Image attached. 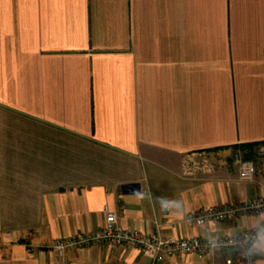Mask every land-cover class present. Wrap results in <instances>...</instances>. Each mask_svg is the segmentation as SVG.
<instances>
[{
	"label": "crops",
	"instance_id": "crops-1",
	"mask_svg": "<svg viewBox=\"0 0 264 264\" xmlns=\"http://www.w3.org/2000/svg\"><path fill=\"white\" fill-rule=\"evenodd\" d=\"M250 144L264 148V0H0V264H53L54 242L97 230L105 206L121 228L164 237L252 230L260 214L185 219L264 194ZM237 150L256 161L253 180ZM160 196L183 198V216L161 212ZM67 255L237 264L239 249L158 263L125 245Z\"/></svg>",
	"mask_w": 264,
	"mask_h": 264
},
{
	"label": "built area",
	"instance_id": "built-area-1",
	"mask_svg": "<svg viewBox=\"0 0 264 264\" xmlns=\"http://www.w3.org/2000/svg\"><path fill=\"white\" fill-rule=\"evenodd\" d=\"M256 156L264 159V148L258 144L255 148ZM233 161L240 168L239 175L242 180H253L258 175L256 161L252 158H246L241 150H237L233 155ZM264 212V194L240 202L227 203L222 205L200 208L190 212L186 216V222L190 226H203L211 221H227L245 214H261ZM203 223H200V221ZM258 227H262L259 225ZM255 229L245 230L235 236H228L219 239H211L217 247L220 248H237L239 256L237 264H257L256 256L250 260L245 259L240 251L249 245L246 239L254 235ZM95 244H110L116 246H128L139 248L145 255L150 257L154 263L163 262L165 258L176 253L197 254L200 258L212 254L214 251L206 247L205 238L189 237L174 238L164 237L160 233H144L139 230H127L118 225L117 214L105 206V223L97 230L65 238H59L54 242V251L57 261L53 264H71L67 255L69 251L90 247ZM227 264H234L233 258L226 260Z\"/></svg>",
	"mask_w": 264,
	"mask_h": 264
},
{
	"label": "clouds",
	"instance_id": "clouds-1",
	"mask_svg": "<svg viewBox=\"0 0 264 264\" xmlns=\"http://www.w3.org/2000/svg\"><path fill=\"white\" fill-rule=\"evenodd\" d=\"M141 198H148L149 200L153 199L150 192L141 194ZM154 201L159 205L161 212H170L176 217H182L186 211V202L183 198H168L160 196L155 197ZM261 221H264V213H261L251 222L250 228L255 229V233L254 235L246 238L250 241L249 245L246 249L240 251V254L245 259L250 260L256 255H264V227H258ZM200 223H203V221L201 220ZM205 240L206 247L214 251L217 247L214 241L209 239L207 236H205Z\"/></svg>",
	"mask_w": 264,
	"mask_h": 264
},
{
	"label": "trees",
	"instance_id": "trees-1",
	"mask_svg": "<svg viewBox=\"0 0 264 264\" xmlns=\"http://www.w3.org/2000/svg\"><path fill=\"white\" fill-rule=\"evenodd\" d=\"M258 144H250L249 146L251 147V151L254 153L255 152V147L257 146ZM236 148H240V145H237V146H234ZM242 147V146H241ZM246 158H252L251 156H247L245 155Z\"/></svg>",
	"mask_w": 264,
	"mask_h": 264
}]
</instances>
